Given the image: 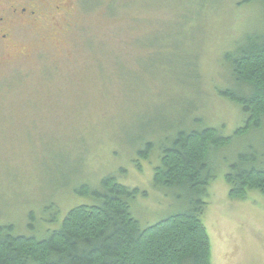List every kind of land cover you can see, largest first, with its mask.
<instances>
[{
	"label": "rangeland",
	"instance_id": "1",
	"mask_svg": "<svg viewBox=\"0 0 264 264\" xmlns=\"http://www.w3.org/2000/svg\"><path fill=\"white\" fill-rule=\"evenodd\" d=\"M239 1L0 0V225L41 238L93 204L75 190L107 176L146 192L129 203L142 227L172 214L174 198L152 183L159 149L193 124L233 137L243 123L218 95L231 86L223 55L264 29V9ZM256 137L233 138L211 158V264H264V195L230 200L224 180L223 160Z\"/></svg>",
	"mask_w": 264,
	"mask_h": 264
},
{
	"label": "trees",
	"instance_id": "2",
	"mask_svg": "<svg viewBox=\"0 0 264 264\" xmlns=\"http://www.w3.org/2000/svg\"><path fill=\"white\" fill-rule=\"evenodd\" d=\"M240 4L264 0H240ZM231 86L219 97L238 106L243 123L233 137L200 124L179 129L159 149L153 187L172 195L175 211L153 225L142 227L130 212V201L146 192L120 185L115 177L101 179L100 188L87 185L75 195L93 200L68 211L58 228L41 238L15 235L12 225H0V264H211L210 243L203 223L206 190L214 179L211 158L233 138L255 133L234 158L223 161L228 198L238 200L248 191L264 195V29L246 33L225 53ZM152 143L139 151L146 160ZM47 217V212H44ZM33 228V215L28 216ZM53 219L50 224H54ZM46 223L47 220H45Z\"/></svg>",
	"mask_w": 264,
	"mask_h": 264
},
{
	"label": "flooded vegetation",
	"instance_id": "3",
	"mask_svg": "<svg viewBox=\"0 0 264 264\" xmlns=\"http://www.w3.org/2000/svg\"><path fill=\"white\" fill-rule=\"evenodd\" d=\"M9 2L13 3L14 0H8ZM21 7V6H20ZM58 8V7H56ZM12 9V8H10ZM22 12L25 13L26 12V9L23 7L21 8ZM36 14V11L34 9H31V10H28L27 8V15H28V18H31V17H34ZM0 23H4L6 24V20H5V17L3 15H0Z\"/></svg>",
	"mask_w": 264,
	"mask_h": 264
}]
</instances>
